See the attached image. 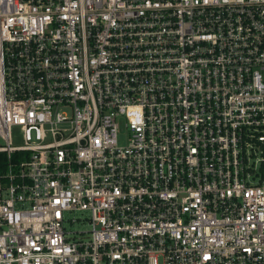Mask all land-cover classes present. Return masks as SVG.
<instances>
[{
  "label": "built area",
  "instance_id": "2783aa9c",
  "mask_svg": "<svg viewBox=\"0 0 264 264\" xmlns=\"http://www.w3.org/2000/svg\"><path fill=\"white\" fill-rule=\"evenodd\" d=\"M0 140V264H264V0H0Z\"/></svg>",
  "mask_w": 264,
  "mask_h": 264
},
{
  "label": "rangeland",
  "instance_id": "374dc122",
  "mask_svg": "<svg viewBox=\"0 0 264 264\" xmlns=\"http://www.w3.org/2000/svg\"><path fill=\"white\" fill-rule=\"evenodd\" d=\"M11 141L13 145H21L22 139L19 133L18 128H13L11 131ZM0 145H5L4 141L0 140ZM70 219H79L76 222L73 223H67L66 228H68L71 231H87L89 229V226L86 222L82 221V214L81 213H72L69 216Z\"/></svg>",
  "mask_w": 264,
  "mask_h": 264
},
{
  "label": "trees",
  "instance_id": "16d2710c",
  "mask_svg": "<svg viewBox=\"0 0 264 264\" xmlns=\"http://www.w3.org/2000/svg\"><path fill=\"white\" fill-rule=\"evenodd\" d=\"M4 165V155L0 154V169L2 170V167Z\"/></svg>",
  "mask_w": 264,
  "mask_h": 264
}]
</instances>
